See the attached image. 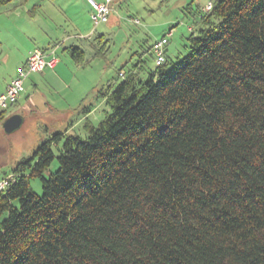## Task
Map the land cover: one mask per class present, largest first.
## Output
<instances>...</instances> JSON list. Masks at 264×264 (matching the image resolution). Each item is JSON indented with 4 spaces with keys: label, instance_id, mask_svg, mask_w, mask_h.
Listing matches in <instances>:
<instances>
[{
    "label": "trees",
    "instance_id": "obj_1",
    "mask_svg": "<svg viewBox=\"0 0 264 264\" xmlns=\"http://www.w3.org/2000/svg\"><path fill=\"white\" fill-rule=\"evenodd\" d=\"M210 3L186 56L124 75L86 138L13 168L0 264H264V0Z\"/></svg>",
    "mask_w": 264,
    "mask_h": 264
},
{
    "label": "rangeland",
    "instance_id": "obj_2",
    "mask_svg": "<svg viewBox=\"0 0 264 264\" xmlns=\"http://www.w3.org/2000/svg\"><path fill=\"white\" fill-rule=\"evenodd\" d=\"M209 1L119 0L108 22L96 29L89 21L85 0H10L1 4L0 91L24 66L32 49H55L62 72L56 74L60 78L53 79L40 73L29 75L17 104L4 112L0 121V180H13V168L53 134L64 132L66 137L84 139L104 122L111 108L102 94L122 82L117 72L146 79L156 67L150 44L168 30L172 33L163 69L167 71L186 56L188 38L202 28L198 16L205 14ZM66 46L81 48L85 56L73 61L62 49ZM46 103L56 104L63 116L52 114ZM13 114L23 116L24 122L16 132L5 134L1 125ZM65 139L52 144L54 154L62 149ZM57 166L55 159L50 170ZM29 181L33 194L41 196V181Z\"/></svg>",
    "mask_w": 264,
    "mask_h": 264
},
{
    "label": "built area",
    "instance_id": "obj_3",
    "mask_svg": "<svg viewBox=\"0 0 264 264\" xmlns=\"http://www.w3.org/2000/svg\"><path fill=\"white\" fill-rule=\"evenodd\" d=\"M90 8L89 18L93 29H96L101 24H105L109 20V16L112 12V6L119 0H85ZM212 8V3L207 2L204 7V11L208 12ZM134 23H138L137 20H133ZM171 31L163 35L161 38L151 43L150 52L153 55L156 66H161L166 63V50L167 43H169V37ZM24 66L20 67L16 75L10 80L6 88L0 93V112L6 111L14 102L17 101L19 96L24 92V83L29 75L34 73H40L44 70H53L58 64V58L56 56V50L50 49L43 51L41 49H32L29 53ZM119 77L125 78L123 73H119ZM10 178L0 180V193L6 190L11 183Z\"/></svg>",
    "mask_w": 264,
    "mask_h": 264
},
{
    "label": "crops",
    "instance_id": "obj_4",
    "mask_svg": "<svg viewBox=\"0 0 264 264\" xmlns=\"http://www.w3.org/2000/svg\"><path fill=\"white\" fill-rule=\"evenodd\" d=\"M88 4V3H87ZM114 6V5H113ZM112 6V10L114 9V7ZM91 22V21H90ZM97 28V27H96ZM189 30H191V28H189ZM67 47V46H66ZM66 47H63L62 49L64 50V51H66V52H68L67 50H65L64 48H66ZM56 48V47H55ZM42 50V49H41ZM44 51H46V50H48L47 48L46 49H43ZM31 52V51H30ZM29 52V53H30ZM166 56H167V53H166ZM166 58V57H165ZM60 65V62L58 61V64L56 65V67L53 69V70H48V69H46V71H48V74H45L44 73V71L43 72H40V74H44V76H46V77H48L49 79H53V78H60L59 76H57L56 74H57V72L58 73H60V72H62L61 71V67L59 66ZM17 72V71H16ZM34 74H36V73H34ZM16 75V73L14 74V76ZM13 78V76H11V78L5 83V85H4V87H3V89H1V91H0V93H2L3 91H4V89L6 88V86L8 85V83L10 82V80ZM29 78V77H28ZM27 78V79H28ZM26 79V80H27ZM26 80H25V82H26ZM24 85H25V83H24ZM28 99H29V97H28ZM27 101H29V100H27ZM46 108H48L49 110H50V112H52V114H55V115H58V116H63V113H64V111L63 110H60L59 108H56V104L55 105H53V106H50V104H48V103H46ZM86 112V111H85ZM90 112V111H89ZM86 114H88V113H86ZM67 119V118H66ZM5 177V176H4Z\"/></svg>",
    "mask_w": 264,
    "mask_h": 264
},
{
    "label": "water",
    "instance_id": "obj_5",
    "mask_svg": "<svg viewBox=\"0 0 264 264\" xmlns=\"http://www.w3.org/2000/svg\"><path fill=\"white\" fill-rule=\"evenodd\" d=\"M24 122L23 116H20V114H13L7 119H5L2 123V130L5 134H12L19 130V128L22 126Z\"/></svg>",
    "mask_w": 264,
    "mask_h": 264
}]
</instances>
